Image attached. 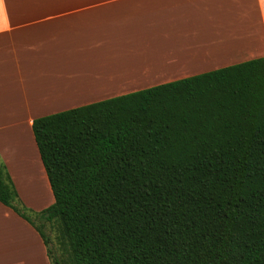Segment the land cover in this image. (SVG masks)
<instances>
[{"label":"trees","instance_id":"1","mask_svg":"<svg viewBox=\"0 0 264 264\" xmlns=\"http://www.w3.org/2000/svg\"><path fill=\"white\" fill-rule=\"evenodd\" d=\"M52 203L0 204L49 264H264V58L31 121ZM38 222L58 228L56 255Z\"/></svg>","mask_w":264,"mask_h":264},{"label":"crops","instance_id":"2","mask_svg":"<svg viewBox=\"0 0 264 264\" xmlns=\"http://www.w3.org/2000/svg\"><path fill=\"white\" fill-rule=\"evenodd\" d=\"M260 57L264 0H0V162L17 197L53 201L33 119ZM0 264H48L2 204Z\"/></svg>","mask_w":264,"mask_h":264},{"label":"rangeland","instance_id":"3","mask_svg":"<svg viewBox=\"0 0 264 264\" xmlns=\"http://www.w3.org/2000/svg\"><path fill=\"white\" fill-rule=\"evenodd\" d=\"M29 199L32 200V202L34 203L35 206H42V205H44L47 202L48 196H47V194H46V192L44 190H40L36 194H34V197H31ZM19 201H20V199H19ZM20 203H21V205L23 207H25L24 204L21 201H20ZM27 210H28V212L32 211L30 209H27ZM28 212H26L28 214V216L31 219H33V222L36 225L41 227V230L43 231V233L49 238V240H50L49 246L52 248V251L56 255H58L62 251V246L58 242L59 239H57V237H58V228H57V226L54 225V224H49V223H45V222H41L40 223L36 219H34L33 215H31ZM47 262H48V259H47ZM48 264H49V262H48Z\"/></svg>","mask_w":264,"mask_h":264}]
</instances>
